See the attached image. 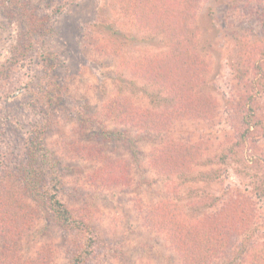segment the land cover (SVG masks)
Listing matches in <instances>:
<instances>
[{
    "label": "rangeland",
    "instance_id": "374dc122",
    "mask_svg": "<svg viewBox=\"0 0 264 264\" xmlns=\"http://www.w3.org/2000/svg\"><path fill=\"white\" fill-rule=\"evenodd\" d=\"M190 3L185 60L136 0H0V264H261L264 0Z\"/></svg>",
    "mask_w": 264,
    "mask_h": 264
},
{
    "label": "trees",
    "instance_id": "16d2710c",
    "mask_svg": "<svg viewBox=\"0 0 264 264\" xmlns=\"http://www.w3.org/2000/svg\"><path fill=\"white\" fill-rule=\"evenodd\" d=\"M191 0H136L135 10H142V14L149 19V22L155 26H160L162 29L165 28L167 35L173 37L175 42L179 45L176 46V50H181V52H186L188 55L185 60H192V51L190 52V46H192L191 37L193 35V14L192 5L190 3ZM139 8V9H138ZM150 11H153L152 14ZM155 20V21H154ZM162 62V60H161ZM163 68V66H162ZM173 66L167 65L165 66V70L169 71ZM183 75L182 81H184V94L188 96L189 92H195L193 89L198 87V79L195 75V66L188 65L185 66L183 64ZM242 74L239 73V78H241ZM247 120H249L247 118ZM40 141L36 142L32 147L34 148L31 157L33 158L29 163L23 165L22 175L24 176V185L26 186L27 191L33 196V199L37 201V204L42 206L43 211L47 216L51 219L57 221L58 223L64 224L66 222H71L72 219L70 217V213L67 210L66 206L56 198L54 193V188L49 186L47 183L44 184L41 179V175L44 170L43 166L45 164L47 170H52V173L56 172V166L53 161L48 159L47 156L45 158L41 155L44 151L43 148L39 150L41 147ZM36 148V149H35ZM37 150V153L35 152ZM186 152L180 151L179 157L183 158L182 161L178 162L180 166L179 170H183L186 166L187 158L185 157ZM41 157V161L38 157ZM189 171V170H188ZM180 171L182 173L188 172ZM36 173L35 176L33 174ZM181 173V174H182ZM250 238V237H249ZM216 239L218 242L223 240V237L220 236V233L216 234ZM87 252L88 251H84ZM86 253V254H87ZM240 251L235 252L234 257H238ZM83 258V255L80 256ZM75 261L73 264H75ZM261 264H264V258L261 259Z\"/></svg>",
    "mask_w": 264,
    "mask_h": 264
}]
</instances>
